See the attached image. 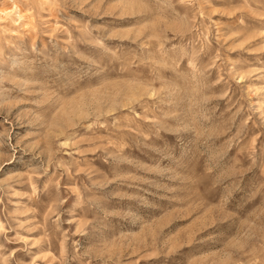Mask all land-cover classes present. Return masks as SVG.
<instances>
[{"label":"rangeland","instance_id":"rangeland-1","mask_svg":"<svg viewBox=\"0 0 264 264\" xmlns=\"http://www.w3.org/2000/svg\"><path fill=\"white\" fill-rule=\"evenodd\" d=\"M0 264H264V0H0Z\"/></svg>","mask_w":264,"mask_h":264}]
</instances>
